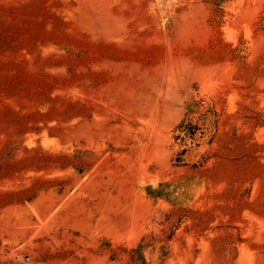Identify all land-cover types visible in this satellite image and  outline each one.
I'll return each instance as SVG.
<instances>
[{"label": "rangeland", "instance_id": "obj_1", "mask_svg": "<svg viewBox=\"0 0 264 264\" xmlns=\"http://www.w3.org/2000/svg\"><path fill=\"white\" fill-rule=\"evenodd\" d=\"M0 264H264V0H0Z\"/></svg>", "mask_w": 264, "mask_h": 264}, {"label": "bare ground", "instance_id": "obj_2", "mask_svg": "<svg viewBox=\"0 0 264 264\" xmlns=\"http://www.w3.org/2000/svg\"><path fill=\"white\" fill-rule=\"evenodd\" d=\"M248 35H249V31H248ZM251 218H252L253 220H255V221H258V222L262 225V222H261L260 220H257V219L254 218V217H251ZM246 257H247V258L250 257L249 253H247Z\"/></svg>", "mask_w": 264, "mask_h": 264}, {"label": "built area", "instance_id": "obj_3", "mask_svg": "<svg viewBox=\"0 0 264 264\" xmlns=\"http://www.w3.org/2000/svg\"><path fill=\"white\" fill-rule=\"evenodd\" d=\"M167 23H169V20H167ZM16 260L20 261V257H17ZM25 261L29 262L30 258L29 257H25Z\"/></svg>", "mask_w": 264, "mask_h": 264}]
</instances>
